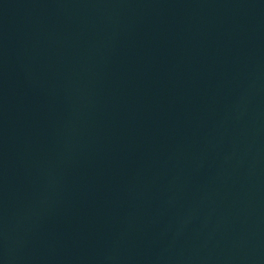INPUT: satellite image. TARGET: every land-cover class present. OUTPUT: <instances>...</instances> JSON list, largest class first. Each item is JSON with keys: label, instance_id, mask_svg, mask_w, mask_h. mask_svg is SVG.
<instances>
[{"label": "water", "instance_id": "95a60500", "mask_svg": "<svg viewBox=\"0 0 264 264\" xmlns=\"http://www.w3.org/2000/svg\"><path fill=\"white\" fill-rule=\"evenodd\" d=\"M0 264H264V0H0Z\"/></svg>", "mask_w": 264, "mask_h": 264}]
</instances>
